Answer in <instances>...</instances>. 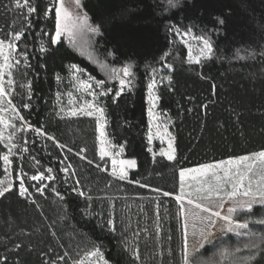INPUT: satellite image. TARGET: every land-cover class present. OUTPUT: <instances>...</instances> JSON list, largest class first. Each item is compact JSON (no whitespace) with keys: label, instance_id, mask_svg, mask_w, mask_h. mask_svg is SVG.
Masks as SVG:
<instances>
[{"label":"trees","instance_id":"1","mask_svg":"<svg viewBox=\"0 0 264 264\" xmlns=\"http://www.w3.org/2000/svg\"><path fill=\"white\" fill-rule=\"evenodd\" d=\"M31 2L39 10L26 26L13 0H0V38L25 27L17 56L19 78L28 89L11 98L33 126L26 152L21 160L14 159V187L0 197V257H7V264H46L67 253L68 262L99 247L109 264H184L185 217L174 197L180 195V170L264 150V0H179L176 7L168 0H80L89 23L99 26L98 33L89 34L88 56L63 36L50 42L54 9L47 16L45 10L54 0ZM185 32L210 37L214 55L200 64L189 63ZM19 52H27V63ZM72 65L104 81L100 92L111 89L98 103L104 109L107 137L122 148L125 158L136 161L124 180L101 168L96 120L58 111L57 94L72 91ZM124 66L131 67L130 83L116 96L120 84L109 72ZM153 77L157 109L166 116L174 140L173 160L158 153V145L149 140L148 85ZM25 103L28 108H23ZM5 152L0 140V176ZM34 163L38 169H32ZM69 166L68 172L62 171ZM49 168L55 179L43 192H35L28 174ZM21 170L29 193L23 197L18 194ZM191 198L222 215L232 206L227 197L223 208L216 207L221 201L215 196ZM182 203L190 212H199L187 198ZM233 215L248 223L241 231L264 233V224L257 223L264 219V206L255 204L252 213ZM212 219L209 225L188 216V251L198 249L193 264H235L246 257L249 237L222 231L225 222ZM201 232L212 241L203 248ZM224 248L234 255L222 259L219 252ZM257 264H264V258L258 257Z\"/></svg>","mask_w":264,"mask_h":264},{"label":"snow or ice","instance_id":"2","mask_svg":"<svg viewBox=\"0 0 264 264\" xmlns=\"http://www.w3.org/2000/svg\"><path fill=\"white\" fill-rule=\"evenodd\" d=\"M15 9L21 11L23 23L26 26H30L32 21L30 19L33 13H38L39 5L33 4L31 0H13ZM168 3L171 7H176L179 4V0H168ZM74 4L77 9L80 8V0H74ZM6 10L8 6H5ZM54 9V19H55V35L50 38V42L52 44L57 43L62 34H66L69 36L72 42L74 38L79 33H83L85 31L91 33H98L99 26H92L89 23L88 16L86 13H76L73 14L66 6L65 0H54L53 5L45 10V16L51 13ZM219 23L223 24L224 21L220 20ZM11 29V25H8ZM25 34V27L22 26L19 31H9L7 33V39L0 38V140L7 139L9 143L15 138V132L17 130V125L15 124L13 117L17 120L23 121L24 117L20 115L19 109H17L16 105L12 102V91H14V85L16 83L14 79V70H16L21 63L20 60L16 59L18 44L17 42L21 41L22 37ZM179 35L180 33L177 32ZM184 36L188 35V32L183 33ZM199 44L201 45L198 48V54L193 55V50L191 47L188 49V62L200 64L202 60L210 59L214 55L213 43L210 37L199 36L194 37ZM43 44L41 45L40 51H44ZM19 55L24 58V62L27 63L28 54L27 52H19ZM167 55V53L165 54ZM261 55L264 56V52H261ZM102 67H106L105 65H101ZM165 67L167 69H172V64H166ZM72 69H75L73 73L76 76L77 73H81V69H79L76 65L71 66ZM156 69H153L155 72ZM122 73V75L120 74ZM120 73L117 70L113 69L111 72V77L113 79H119L120 89L115 93L116 96H119L121 92L124 90L125 85L129 84L130 81L126 79L127 77L132 75L131 67L124 66ZM77 81L79 86L85 91H89L92 89L93 85L88 81L79 80L77 76ZM59 79V77H57ZM91 80L92 78L89 77ZM168 80H171V76L167 77ZM156 79L153 77L151 83L148 85L149 89V99L153 104L159 97L153 95V89L156 86ZM96 88H104V81L98 80L95 81ZM213 89H215V85H212ZM30 88V85H29ZM107 91H111V89H107ZM107 91H101L98 94L96 92H91L90 94L93 96V99H96L97 95L104 96L107 94ZM30 95V91H29ZM59 96V94H57ZM29 104H23V108H28ZM84 114L87 116H97V125L98 130L100 132V157L103 159L106 156L112 155V153L108 150L110 145L107 144L104 132V109L98 107L96 104L92 102H88L85 107H81L79 109H72L68 113L69 115L76 116L78 114ZM149 115H152L151 109L149 110ZM33 126L31 124H21L20 129L28 128L31 129ZM6 129H11L8 136L5 137L4 131ZM34 131L38 135H47L42 129H34ZM49 139L55 140V137H49ZM149 140L151 141V136H149ZM60 147H64V145H59ZM12 147H15L13 144ZM122 150V149H121ZM151 151V149H149ZM175 149L172 146V139H169L168 142V151L162 152V155H166L168 160L175 159ZM12 154L11 149L9 150V154L4 155L2 157L5 165H9L12 161L9 159V156ZM79 155V153H78ZM86 158V157H85ZM34 159V158H33ZM117 160L113 159V170L112 175L118 177L120 180H124L127 178V171L124 165L127 167H135V161H119L121 167L119 170L115 167L117 165ZM71 166L65 167L62 169L64 172H68ZM48 173L52 172V169H47ZM21 176L19 177V189L18 194L23 197L28 193V188L24 185V174L21 170ZM180 181H181V194L176 197V200L181 202L180 212L184 214V229H185V245H184V264H193V254H195L198 249L194 248L192 253L190 254L187 246V220L188 216L191 215L193 220L204 222L207 221L209 225L214 224L212 217H217L222 219L225 222V228L222 231L226 232H235L237 235H243L249 237L247 243H245L244 247L249 250V254L246 257L239 258L235 261V264H257V258H264V233H253L249 231H241L247 230L249 225L247 222H240L234 218L235 213L238 211H245L247 213L253 212V206L255 204H260L264 206V150L252 153L250 155H244L237 158L229 159L227 161H220L218 163L213 164H205L201 165L197 168L191 169H181L180 173ZM53 180L55 177L49 175L45 177L43 172H39L36 175L30 177L33 181H43L44 179ZM186 179H191L195 181V187L193 192L185 193L184 186ZM79 183V181H77ZM192 187V185H189ZM14 185L11 181H3L0 180V197H4L7 193H9L13 189ZM38 192H43V187H37ZM74 191H78L77 189H73ZM80 195H84L83 192L79 193ZM59 195V193H57ZM168 195V193H165ZM193 195H196L199 199H208L211 200L213 196L218 198L221 202L216 205L217 208H223V200L225 197L229 201H232V206L227 209L226 215H222L221 211L213 210V207L209 205H205L203 203H199L196 200L190 198ZM187 198V204L193 205L195 209H198L199 212H190L188 209L184 207L182 203L185 198ZM91 199V197H89ZM200 213H208L207 216H202ZM108 225L113 226L114 222L112 219H108ZM257 223L264 224V219L257 221ZM113 230L114 226H113ZM53 235H55L53 233ZM202 241L199 244L200 248H203L205 243H212L211 240L208 239V235H205L204 232H201ZM15 248H20L21 245L16 244ZM238 252L239 249H236ZM136 259H139V253L134 251L133 253ZM68 254L65 253L63 256L56 257L55 260H49L46 264H59V262L64 261L65 257ZM234 253L229 251L227 248L222 249L219 252V256L222 259H227L229 256H233ZM86 257H94L97 258L98 264H109V262L104 258L103 254L100 251V248L97 247L92 251L86 253ZM0 261H3V264H7V257H0ZM73 264H85L84 260L73 261ZM209 264H219V261H210Z\"/></svg>","mask_w":264,"mask_h":264},{"label":"rangeland","instance_id":"3","mask_svg":"<svg viewBox=\"0 0 264 264\" xmlns=\"http://www.w3.org/2000/svg\"><path fill=\"white\" fill-rule=\"evenodd\" d=\"M65 6L71 11L73 12V14L76 13H81L84 14V12L81 9V6L79 9L76 8L75 4H74V0H65ZM91 32H83V33H79L77 34V36L74 38L75 42H72L69 38L68 35L66 34H62L61 36L65 37L69 42L73 43L74 45L77 46V48L79 50H81L82 52H84L85 54H87L88 52L90 53V43H89V34ZM194 35L188 33L187 36L183 35V39L186 42L188 48L191 47L193 50V55L198 54V48L201 46L199 44V42L194 39ZM43 44L44 49H45V43L42 40L41 41V45ZM41 48V47H40ZM86 50V51H85ZM88 56V54H87ZM16 59L20 60L18 58V56L16 55ZM102 65V63H100ZM101 67V66H100ZM22 67L19 65L18 68L16 70H14V79L16 81L15 85H14V91H12V94H15L16 96H23V94H25L24 88H26V90L28 89V85L25 83H22L19 75L22 73V70H20ZM114 68L111 69V71L109 72L111 74L112 70ZM122 68H118L117 72L120 73V70ZM20 70V71H19ZM75 72V70H74ZM73 72V73H74ZM122 75V73H120ZM73 76V80H72V91L70 93H65V94H59V96H56V106L58 108V111H60L63 115H67V116H72L69 115L68 113L70 112V110L72 109H79L81 107H85L88 102H92L94 104H96L98 107H100L99 103H98V99H99V95H97L96 99H93V96L90 94L91 92H96L97 94L100 92V88H96L95 87V79H89V76L87 74H83V72L81 73H77L76 76ZM79 77V80H84V81H88L89 83H91L93 85L92 89H90L89 91H85L84 89H82L77 81L76 77ZM130 76L127 77L126 79L129 80ZM119 81V79H117ZM152 81V80H151ZM157 81V79H156ZM151 83V82H150ZM157 83L155 88L153 89V95L157 96ZM27 92V91H26ZM148 101H149V110L151 109L152 115H149V129H150V135L151 136V144L156 143L159 147L158 149V153H162V152H167L168 151V142L169 139H172V146L174 148V140L172 137V134L169 130V122L166 118V116H164L163 114H161L158 109H157V103L158 100L155 101V103L153 104V102L150 101L149 99V89H148ZM13 104H15V102L12 99ZM16 105V104H15ZM17 107V105H16ZM17 109H19L17 107ZM20 112V110H19ZM20 115L23 116L20 112ZM77 116H87L84 115L82 113L76 115ZM87 117H92L96 120L97 123V116H87ZM13 120L15 122V124L17 125V130L15 132V138L11 141V143H9V141L7 139L1 140L6 152L4 155L9 154V150L11 149L12 154L9 156V159L12 161L11 164L9 165H5L3 159H2V166H3V173L0 176V180H3L5 182L7 181H11L13 183V171H14V159H20L22 158L23 154L26 152L27 149V142H28V128H24V129H20V125L21 124H28V122L24 119L23 121L17 120L13 117ZM105 115H104V119H103V123L105 125ZM11 131V129H6L4 131V135L5 137L8 136L9 132ZM104 132H105V126H104ZM104 139L106 140L107 144L110 145V147H108V150L112 153V155L110 156H106L103 159H101L100 157V132L98 130V125H97V150H98V156L100 158V163L101 168L104 171H107L109 174L112 175V170H113V164H112V160L115 159L117 160V165L115 166L117 168V170H119V168L121 167V165L119 164V161H133L134 159H130V158H125L123 155V151L121 150L122 148L116 146L115 144L112 143V141L107 137L106 133H105V137ZM15 145V147H12V145ZM175 154V153H174ZM3 155V156H4ZM250 155V154H248ZM2 156V157H3ZM166 158L167 156L164 155ZM237 158V157H236ZM233 159V158H231ZM229 159L226 160H222V161H227ZM135 161V160H134ZM18 162V161H17ZM220 162V161H219ZM214 163H218V162H214ZM213 164V163H210ZM36 164H32V169H38L36 168ZM126 171H127V177L129 172L132 169L136 168V161H135V167H127V165H124ZM200 167V166H198ZM197 168V167H194ZM191 169V168H189ZM39 172H43L45 174V177L52 175V173H48V171H39ZM39 172L35 173V174H28L27 178L28 180L32 183V187L35 189V192H38L36 189L37 187H45L48 185L49 183V179H44L42 182L41 181H33L30 179L31 176L38 174ZM21 172H18V180L19 177L21 176ZM115 177V176H114ZM118 178V177H117ZM24 179V178H23ZM189 185H192V187H190ZM195 181H192L191 179H186L185 181V186H184V192L185 193H189V192H193L194 191V187H195ZM180 194H181V181H180ZM175 199L177 196H174ZM192 197H197L196 195H193ZM188 198V197H186ZM191 198V197H190ZM87 253V252H86ZM86 253H83L82 255L77 256L76 258H71L70 260H68V262L61 261L59 262V264H73V261H79V260H84L85 264H98L97 258L94 257H86ZM104 256V255H103Z\"/></svg>","mask_w":264,"mask_h":264}]
</instances>
